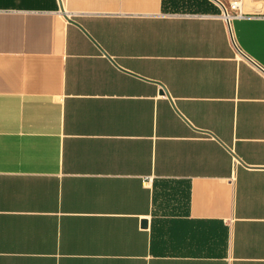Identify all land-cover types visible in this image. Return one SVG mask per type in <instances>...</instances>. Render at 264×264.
<instances>
[{
    "label": "crops",
    "instance_id": "1",
    "mask_svg": "<svg viewBox=\"0 0 264 264\" xmlns=\"http://www.w3.org/2000/svg\"><path fill=\"white\" fill-rule=\"evenodd\" d=\"M218 1L0 0V264H264V0Z\"/></svg>",
    "mask_w": 264,
    "mask_h": 264
},
{
    "label": "built area",
    "instance_id": "2",
    "mask_svg": "<svg viewBox=\"0 0 264 264\" xmlns=\"http://www.w3.org/2000/svg\"><path fill=\"white\" fill-rule=\"evenodd\" d=\"M218 4L221 6L220 8V15L221 18L226 22V24H229V19L230 17L234 14V12L237 11L238 5L236 4V2L234 3H229L227 6H225L223 3H221V1H218ZM233 12V13H232ZM237 53L239 56V59H245L250 61L252 64L255 65V67L262 73H264V70L262 69V67L258 66L257 64H255L251 59H249L247 56H245L237 47H236Z\"/></svg>",
    "mask_w": 264,
    "mask_h": 264
},
{
    "label": "water",
    "instance_id": "3",
    "mask_svg": "<svg viewBox=\"0 0 264 264\" xmlns=\"http://www.w3.org/2000/svg\"><path fill=\"white\" fill-rule=\"evenodd\" d=\"M161 92L163 93V92H165V90L162 88V91ZM143 224H145V222Z\"/></svg>",
    "mask_w": 264,
    "mask_h": 264
}]
</instances>
